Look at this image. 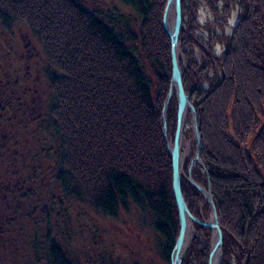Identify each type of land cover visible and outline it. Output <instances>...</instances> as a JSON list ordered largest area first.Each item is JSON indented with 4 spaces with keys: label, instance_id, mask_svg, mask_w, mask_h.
Returning <instances> with one entry per match:
<instances>
[{
    "label": "trees",
    "instance_id": "16d2710c",
    "mask_svg": "<svg viewBox=\"0 0 264 264\" xmlns=\"http://www.w3.org/2000/svg\"><path fill=\"white\" fill-rule=\"evenodd\" d=\"M119 1L131 16L114 8L90 11L79 0H0V24L26 25L54 67L49 113L57 161L51 171L61 192L109 215L128 201L147 209L159 258L170 264L179 223L161 133L171 77L170 43L161 23L166 0ZM197 2L181 0L179 37L187 63L182 85L200 136L202 166L192 177L210 183L221 219L220 264H264V0H202L220 27L234 6L239 10L230 35L205 25V43L195 34L202 28ZM215 43L223 47L219 56L212 51ZM175 114L171 101L170 136ZM180 186L199 219L203 197L182 178ZM195 225L206 238L209 228ZM193 243L195 258L190 252L182 264H207V250ZM45 244V264H76L57 241Z\"/></svg>",
    "mask_w": 264,
    "mask_h": 264
},
{
    "label": "rangeland",
    "instance_id": "374dc122",
    "mask_svg": "<svg viewBox=\"0 0 264 264\" xmlns=\"http://www.w3.org/2000/svg\"><path fill=\"white\" fill-rule=\"evenodd\" d=\"M80 2L90 11H108L114 8L117 13L131 16L130 11L132 10L119 0H80ZM197 4L196 21L202 28L197 29L195 34L202 36L203 43L206 42L209 33L204 28L205 25H208L217 34L221 32L225 35L231 34L232 28L238 21L237 14L239 10L237 5L233 7L223 27H220L214 23L213 15L205 7L202 0H198ZM134 26L137 28L136 23ZM10 47L14 48V51L10 52L12 56H19L28 49L29 54L31 53L34 58L43 55L47 59L40 40L24 24L16 23L9 27L0 24V62H6L4 56L9 55L8 50ZM191 51L194 53V58L199 60L198 47L193 46ZM212 51L216 56H219L223 51V47L219 43H215L212 45ZM182 56L186 63L183 51ZM51 67L53 71L54 67ZM169 90L170 82L168 92ZM172 94L168 105L172 101V108L176 113L177 103L174 90H172ZM191 105L194 107L193 104ZM183 134L181 150L184 154L188 151V155L183 158L184 177L182 179L187 182L185 176L196 146L189 109L186 112ZM167 136L168 141L172 142L173 135L170 136L167 132ZM55 157L54 154V164L57 161ZM197 168L196 165L193 167L191 176L193 170ZM12 170L11 162L0 161V182L2 187H6L5 190L0 192V208L2 209L0 210V264H45L47 258L45 242H49L51 239L57 241L62 249L69 253L71 259H75L76 264H165L157 253V241L152 232L153 219L147 209L138 208L131 201H128L126 208L120 206L115 215L94 211L87 203L62 193L53 175L51 178L45 177L44 183H46L47 189L44 188V201L42 199V202H38L35 198L37 195L33 197L35 200H29L28 202L13 198L15 206L20 209V216L15 220L11 219L14 222V224H11L8 222L11 213L7 212L5 207L8 208L12 203L9 192L15 181L14 179L8 180ZM200 171L204 173V170L200 169ZM201 185L206 189L208 187L206 184ZM42 195L44 193H41V198ZM199 208V219L196 218L200 221L208 220L210 208L204 198L199 203ZM219 221L221 225L220 217ZM195 224H193L195 237L190 240L185 255L187 260L190 257L195 258L192 256L194 252L191 251L193 241L197 240L200 245H204L208 255L212 245L211 230L209 229L208 236L204 238L202 236L204 234L203 230L201 229V233ZM190 252L191 256L189 257ZM110 259L112 260L111 263L109 262Z\"/></svg>",
    "mask_w": 264,
    "mask_h": 264
},
{
    "label": "flooded vegetation",
    "instance_id": "af4514ba",
    "mask_svg": "<svg viewBox=\"0 0 264 264\" xmlns=\"http://www.w3.org/2000/svg\"><path fill=\"white\" fill-rule=\"evenodd\" d=\"M13 49L4 56L6 62H0V161L11 162L8 180L15 181L9 192L12 203L5 207L11 224L20 216L13 198L44 201L45 177H52L57 153L49 113L52 67L43 55L34 58L24 47L25 53L12 56ZM5 189L0 182V192Z\"/></svg>",
    "mask_w": 264,
    "mask_h": 264
},
{
    "label": "water",
    "instance_id": "95a60500",
    "mask_svg": "<svg viewBox=\"0 0 264 264\" xmlns=\"http://www.w3.org/2000/svg\"><path fill=\"white\" fill-rule=\"evenodd\" d=\"M172 16V17H171ZM182 26L181 0H166L165 8L162 16V27L168 36L170 43V60H171V77L170 90L164 100L161 111V133L165 142L170 161L172 165V192L177 208L179 233L172 247L169 263L182 264L186 251L190 242V226L194 223L208 227L212 233V245L209 251L208 264H220L222 259V239L220 233V221L217 215L216 207L212 198L210 186L207 189L201 184L194 181L191 176V170L195 162L199 161L200 153V136L196 125V112L194 107L189 103L188 95L185 93L182 85V78L186 67L185 60L182 56L180 44V29ZM174 90L177 103L176 111V127L172 137V142L168 141L167 136V107ZM190 110L191 124L194 140L196 142L193 158L187 168L185 176L187 182L195 188L207 202L210 208V216L206 221L198 220L189 211L183 194L181 192L180 180L184 177L183 174V159L182 141L184 138V125L186 122V112ZM249 152V150H247Z\"/></svg>",
    "mask_w": 264,
    "mask_h": 264
},
{
    "label": "bare ground",
    "instance_id": "6f19581e",
    "mask_svg": "<svg viewBox=\"0 0 264 264\" xmlns=\"http://www.w3.org/2000/svg\"><path fill=\"white\" fill-rule=\"evenodd\" d=\"M80 1V0H79ZM172 17V16H171ZM187 155H188V151H187V153H185V154H183L182 156V159L183 158H185V157H187ZM193 155H194V153H193ZM192 158H193V156H192ZM191 158V159H192ZM199 161H200V159H199ZM199 166V167H201L202 166V164H201V161L200 162H195V164H194V166ZM189 166V165H188ZM193 169V168H192ZM204 170V172H206V170L205 169H203ZM192 179H193V177H192ZM209 184V186H210V183H209V181L207 182V185ZM220 227H221V225H220ZM193 228H194V225H191L190 226V240H192L194 237H195V234H194V230H193ZM206 228H208V227H206ZM221 239H222V237H221ZM202 246H204V245H202ZM205 247V246H204ZM208 257H209V255H208ZM185 259V258H184ZM222 260V259H221Z\"/></svg>",
    "mask_w": 264,
    "mask_h": 264
}]
</instances>
